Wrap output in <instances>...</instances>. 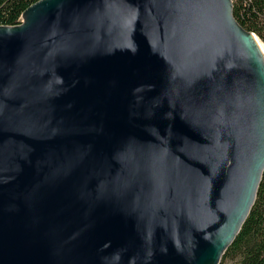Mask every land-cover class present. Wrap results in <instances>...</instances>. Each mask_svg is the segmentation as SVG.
Here are the masks:
<instances>
[{"label":"water","instance_id":"95a60500","mask_svg":"<svg viewBox=\"0 0 264 264\" xmlns=\"http://www.w3.org/2000/svg\"><path fill=\"white\" fill-rule=\"evenodd\" d=\"M232 0H40L0 26V264H221L264 175V56Z\"/></svg>","mask_w":264,"mask_h":264},{"label":"trees","instance_id":"16d2710c","mask_svg":"<svg viewBox=\"0 0 264 264\" xmlns=\"http://www.w3.org/2000/svg\"><path fill=\"white\" fill-rule=\"evenodd\" d=\"M38 1L0 0V26L19 25L23 13ZM233 13L246 31L263 37L264 0L233 1ZM221 264H264V175L252 211Z\"/></svg>","mask_w":264,"mask_h":264},{"label":"bare ground","instance_id":"6f19581e","mask_svg":"<svg viewBox=\"0 0 264 264\" xmlns=\"http://www.w3.org/2000/svg\"><path fill=\"white\" fill-rule=\"evenodd\" d=\"M253 39H254L258 49L260 50V52L264 56V46H263V44L259 41V39L255 35L253 36Z\"/></svg>","mask_w":264,"mask_h":264},{"label":"rangeland","instance_id":"374dc122","mask_svg":"<svg viewBox=\"0 0 264 264\" xmlns=\"http://www.w3.org/2000/svg\"><path fill=\"white\" fill-rule=\"evenodd\" d=\"M233 1H238V0H233ZM262 33H263V37H259L257 34H254L258 39H259V41L263 44V46H264V26H263V28H262Z\"/></svg>","mask_w":264,"mask_h":264}]
</instances>
